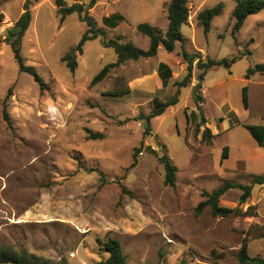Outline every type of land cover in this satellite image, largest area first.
I'll use <instances>...</instances> for the list:
<instances>
[{"label":"rangeland","instance_id":"374dc122","mask_svg":"<svg viewBox=\"0 0 264 264\" xmlns=\"http://www.w3.org/2000/svg\"><path fill=\"white\" fill-rule=\"evenodd\" d=\"M24 1L5 4L0 23V246L38 260L97 264L108 257L97 240L115 238L126 264H238L237 252L246 239L249 256L264 258V185H254L244 204H239V188L219 198V205L240 212L254 206L249 213L256 216H213L210 207L200 215L194 212L205 200L203 192L225 184L250 185L255 176H264V148L245 128L264 125V73L246 78L248 69L264 64V7L233 36L238 0H188L191 19L181 27L185 49L202 51L204 60L235 61L229 68L207 70L198 89L200 71L194 66L190 83L179 89L178 103L152 118L146 130L140 115L150 113L155 97L165 102L177 90L174 79L165 89L155 85L150 67L156 69L162 60L171 65L165 51L127 61L94 86L90 81L117 59L101 39L146 50L149 39L136 27L147 23L164 33L171 0L99 1L90 16L102 35L84 43L74 72L61 58L79 43L86 24L76 12L60 21L53 0L34 5L20 54L47 84L45 91L19 71L6 44ZM75 1L88 5L91 0H64L68 6ZM219 4L222 12L205 34L195 13ZM109 15L122 20L112 27L104 21ZM176 51L181 52L180 45ZM172 69L181 81L186 69ZM132 86L134 91L124 96L103 95ZM9 88L11 128L2 117ZM195 95L201 98L198 104ZM204 128L213 135L211 144L201 137ZM86 130L104 138L86 140ZM224 147L226 159L221 158ZM162 156L177 169L175 187L164 184Z\"/></svg>","mask_w":264,"mask_h":264},{"label":"trees","instance_id":"16d2710c","mask_svg":"<svg viewBox=\"0 0 264 264\" xmlns=\"http://www.w3.org/2000/svg\"><path fill=\"white\" fill-rule=\"evenodd\" d=\"M40 0H25L23 3V11L18 17V19L13 22L12 26L8 30V35L6 37V44L10 46L15 61L19 66V71L25 72L32 76L34 82L38 84V88L41 91L48 89L47 84L37 73L35 67L30 65H25L24 59L20 54L21 41L24 37L26 30L31 21V9ZM54 6L56 8V13L60 16V21L71 13H78L79 19L86 24V30L83 33L79 43L76 47L68 51L61 58V61L65 63L66 67L71 71L77 68L76 58L77 55H81L83 50L82 47L86 41L97 39L101 34V31L96 27L94 19L90 16L89 10L94 7L98 1H111V0H91L87 6L79 3H73L72 5H66L64 0H53ZM264 3L260 0H238L237 4L232 12V18L234 19L232 27V35L234 36L238 30L243 26L245 20L248 16L256 14L262 10ZM167 20L168 26L163 34L161 30L157 27L150 26L147 23H141L137 25V31L143 36L148 37L149 46L146 50H143L132 43H121L118 39H101V44L104 47L112 48L117 56L115 62L105 65L90 81V85L94 86L97 83L105 79L109 74L110 70L119 67L127 61H138L139 59H148L155 57L158 48L161 46L163 49L171 53L174 51L176 44L180 45L183 60L186 62V74L181 81H175L174 86L177 88L175 94L165 102L159 100L155 97L153 99V108L149 114H141V120H144L146 130L150 128V120L152 118L162 115L166 109L174 106L178 103L179 89L181 87L187 86L192 78L193 65L195 63L196 68L200 71L197 75V85L195 89L199 88V83L203 80L207 70L215 66H224L229 68L230 65L235 61V58L221 59V60H204L200 52L189 53L185 49L186 40L181 33V27L187 24L189 16L188 0H171L167 7ZM222 12V5L219 4L212 8H205L200 10L197 14V20L199 26L203 28L206 34L209 31L211 20L220 15ZM114 21L111 22V26L114 27L118 21L122 20V17L113 16ZM111 18H105L104 21L108 22ZM4 20V15L0 13V23ZM255 73H264V64L256 65L254 68H250L247 71L246 78L249 79ZM158 77L161 80V86L165 88L168 85L169 79L172 77L171 69L165 63H159L157 68ZM130 92L129 88H125L120 91H109L104 93L105 96L118 97L127 95ZM248 90L247 87L242 89V98L245 108L248 107ZM11 95V88L7 90V93L3 99V109L2 117L9 128H11L10 118L6 109V102ZM196 104L199 103L200 97L194 96ZM199 110V109H198ZM188 120V118H187ZM203 124L205 123V118L201 119ZM245 128L249 131L251 137L254 139L259 147L264 148V125H245ZM197 132L200 130L197 129ZM86 140H101L104 138L103 133L93 132L91 130H86ZM202 139L207 143L211 144V138L213 137L209 128H204L201 133ZM139 152L138 149L135 150V154ZM228 157V148L224 147L222 152V159ZM160 161L164 166V184L166 186L175 187L176 185V172L177 169L172 165L171 161L166 157H160ZM135 164L133 160L131 166ZM254 185H264V176H255L252 179L250 185H237L233 186L231 184H225L223 186L214 189L212 192H203L202 196L205 200L199 202L195 207V215H200L206 207H210L213 216H228L230 214H242L245 216H256L257 214L249 213V209L254 206H249V208L240 212L238 209L229 208L219 205V198L225 194L231 188H239L242 193L239 197V204H244L251 195V190ZM99 249L108 254L105 260L99 261L97 264H126V257L124 256L121 248L120 242L115 238H108L106 241L97 240ZM238 264H264V258L256 256L251 257L248 254V242L243 239L240 249L237 252ZM0 264H68L67 260L61 258L58 261H45L38 260L35 256L27 254V252L15 251L9 247L0 246Z\"/></svg>","mask_w":264,"mask_h":264},{"label":"crops","instance_id":"0c3cea01","mask_svg":"<svg viewBox=\"0 0 264 264\" xmlns=\"http://www.w3.org/2000/svg\"><path fill=\"white\" fill-rule=\"evenodd\" d=\"M4 1V2H3ZM11 0H8V1H5V0H0V13H2L5 17H6V13H4V11H2L3 9H2V7L5 5V4H7V3H9ZM43 0H40L38 3H40V2H42ZM112 1V0H111ZM76 2H78V1H75V3ZM99 2V1H98ZM97 2V3H98ZM24 3V2H23ZM23 3L21 4V8H20V13H19V16H20V14L22 13V11H23ZM79 4H81L80 2H78ZM96 3V4H97ZM37 4V3H36ZM35 4V5H36ZM84 6H87V5H85V4H83ZM95 6V5H94ZM33 8V7H32ZM56 9V8H55ZM90 11H91V9L89 10V14H90ZM197 14H198V12L197 13H195V19H196V22H198V20H197ZM18 16V17H19ZM167 16V15H166ZM18 17H16V19H14V22L18 19ZM112 17V15H109V17L108 16H105L104 17V19L105 18H111ZM122 17V16H121ZM168 21V20H167ZM111 20H109L107 23H109V24H111ZM13 24V23H12ZM187 25V24H186ZM199 26V25H198ZM165 31H166V29H165ZM162 32V31H161ZM165 33V32H164ZM163 33V34H164ZM178 45L179 44H176V46H175V49H174V51L173 52H171V53H168V52H166L164 49H163V47H159L158 48V50H157V54H156V56L158 55V54H160L161 53V51H165V52H163V53H165L164 55L165 56H167V58H169V59H166V60H169L170 62H171V65L167 62V61H161V62H159V63H165L170 69H171V71H172V77L169 79V81H168V85L165 87V88H168V86H169V84H170V80L171 79H174V82L175 81H177V79H176V74L174 73V71H173V67L175 66H178L179 67V69L181 70V72L182 73H184V71H185V69H186V62H184V60H183V58H182V60H180V52H178V51H176L177 50V47H178ZM196 52H199V51H196ZM167 54V55H166ZM175 54V55H174ZM200 54L202 55V58H203V52L201 51L200 52ZM168 55H170V57L168 56ZM174 56V57H173ZM204 59V58H203ZM159 63H158V65H159ZM158 65H157V68H158ZM194 66L196 67V65H195V63H194V65H193V69H194ZM150 68H153L152 70H153V78H154V80H155V85H158V87H160V88H162V89H165V88H163L162 86H161V80H160V78L158 77V74H157V68L156 69H154V67L153 66H151ZM152 77V76H151ZM174 82H172L173 84H174ZM195 84V82L193 83V81H192V84H191V86H193ZM134 86L135 87H141V85L140 84H134ZM134 86H132V87H126V88H129V90H130V92L129 93H132L134 90H133V87ZM128 93V94H129ZM175 106V105H174ZM171 107H173V106H171ZM170 108V107H169Z\"/></svg>","mask_w":264,"mask_h":264},{"label":"built area","instance_id":"2783aa9c","mask_svg":"<svg viewBox=\"0 0 264 264\" xmlns=\"http://www.w3.org/2000/svg\"><path fill=\"white\" fill-rule=\"evenodd\" d=\"M189 18L191 19V14H190V10H189V16H188V19H189ZM190 19H189V20H190Z\"/></svg>","mask_w":264,"mask_h":264}]
</instances>
